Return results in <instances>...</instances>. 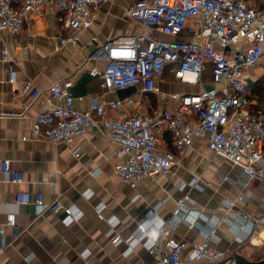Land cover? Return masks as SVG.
Returning a JSON list of instances; mask_svg holds the SVG:
<instances>
[{"label":"crops","instance_id":"obj_1","mask_svg":"<svg viewBox=\"0 0 264 264\" xmlns=\"http://www.w3.org/2000/svg\"><path fill=\"white\" fill-rule=\"evenodd\" d=\"M135 2L109 0L101 6L81 33L82 43H60L66 28L56 6L48 13L32 12L19 32L0 31V226L10 211L16 213L17 220L15 227H7L0 264L153 262L156 256L148 250L147 242L162 240L161 223L169 224L171 235L178 239L203 242L209 237L218 249L229 254L248 243L264 242V228L251 234L249 225L237 217L239 213H264V182L248 179L239 166L214 154L206 139H197L173 172L141 180L135 189L115 171L116 163L125 157L118 155L120 145L100 129L92 127L87 133L58 144L32 136L36 116L52 107L50 86L54 81H73L70 91L76 108L88 107L93 99L107 102L124 98L118 90L103 88L101 78L90 73L93 68L102 70L106 63L91 57V52L97 45L143 30L139 22L124 13V8ZM250 2L264 10V0ZM155 35L169 38L160 32ZM4 49L8 60L3 59ZM11 71L16 73L14 81ZM245 75L247 86L248 80H253L249 107L260 113L264 111V87H259L264 77L262 68L251 67ZM211 78L208 69L202 77L205 85L185 84L167 70L158 80L156 91L140 96L137 86L133 95L140 99L141 108L137 110L174 108L172 93L196 92L210 85ZM28 81L42 89L37 98L22 91ZM169 133L163 132L162 146L176 150L174 139L167 142ZM77 148L79 155L74 152ZM5 159L22 173L21 182H12L11 175L2 170ZM195 175L199 176L197 183L189 184ZM18 192L33 196L41 193L45 203L59 200L62 207L55 212L40 210L34 202L17 204ZM185 194L190 196L186 206L191 216L175 220L177 200ZM71 206L75 207V219L70 221L65 208ZM142 224H148L145 238L135 239L133 250L128 251V240L138 235ZM115 234L121 235L116 243L112 241Z\"/></svg>","mask_w":264,"mask_h":264},{"label":"built area","instance_id":"obj_2","mask_svg":"<svg viewBox=\"0 0 264 264\" xmlns=\"http://www.w3.org/2000/svg\"><path fill=\"white\" fill-rule=\"evenodd\" d=\"M107 2L0 0V31L19 32L32 12L48 13L56 6L66 28L60 43H82L81 33L92 23L95 11ZM124 13L144 28L92 50L91 57L106 62L105 69L90 70L93 76L101 78L103 88L117 91L136 85L140 88L138 95L142 96L157 90V82L167 70L182 83L205 85L202 77L208 69L212 73V88L204 86L196 92L172 93L174 108L157 106L150 111H138L140 99L129 96L107 102L93 99L81 109L74 107L70 91L73 81L59 79L50 86L52 107L36 116L32 136L58 144L83 135L92 127L100 129L120 145L118 155L125 157L116 163L115 171L135 189L141 180L173 172L199 138L206 139L214 154L239 166L248 179L264 182V111L255 113L250 109L245 75L246 69L257 66H261L264 74V10L250 0H136L124 8ZM157 32L169 38H158ZM7 52L3 50L4 60H8ZM14 80L16 73L11 71V81ZM22 91L32 98L42 93L32 81L24 83ZM131 107L136 110H128ZM164 131L172 134L176 150L162 146ZM74 152L79 155V148ZM1 164L12 182L23 180L22 173L11 167L10 160ZM198 177L195 175L189 184L195 185ZM185 186L183 183L181 188ZM188 200V194L177 200L173 219L191 216L186 206ZM30 202L40 210L56 212L62 207L59 200L45 203L41 193L34 196L29 192L16 193L15 203ZM74 208H65L70 221L75 219ZM100 217L111 222L103 214ZM237 217L249 225L251 234L264 228V213H239ZM192 223H196L195 218ZM16 224V213L8 212L6 222L0 226V250L6 247L3 239L7 227ZM139 227L138 235L128 240V251L133 250L135 239L145 238L148 224ZM159 228L162 240L147 242L155 261L141 260L138 264H213L229 255L209 237L203 242H192L172 236L169 224L161 223ZM120 239V234L112 237L115 243Z\"/></svg>","mask_w":264,"mask_h":264},{"label":"rangeland","instance_id":"obj_3","mask_svg":"<svg viewBox=\"0 0 264 264\" xmlns=\"http://www.w3.org/2000/svg\"><path fill=\"white\" fill-rule=\"evenodd\" d=\"M105 68H106V63H105V66L103 69H105ZM247 70L248 69H246L245 71H247ZM252 86H253V80H252V78H250L248 80V90ZM118 91H119V93L122 94V96H124V98H127L129 96H133L136 93L137 86L132 85V86H129L128 88L120 89ZM238 252H240L241 254H243L244 256H246L249 259H262V258H264V242H262L261 244H258V245H253L251 243H248L245 246H243Z\"/></svg>","mask_w":264,"mask_h":264},{"label":"water","instance_id":"obj_4","mask_svg":"<svg viewBox=\"0 0 264 264\" xmlns=\"http://www.w3.org/2000/svg\"><path fill=\"white\" fill-rule=\"evenodd\" d=\"M206 89H211L210 85L205 86ZM213 264H264V258L262 259H249L240 252H232L224 259L215 262Z\"/></svg>","mask_w":264,"mask_h":264},{"label":"trees","instance_id":"obj_5","mask_svg":"<svg viewBox=\"0 0 264 264\" xmlns=\"http://www.w3.org/2000/svg\"><path fill=\"white\" fill-rule=\"evenodd\" d=\"M260 86H261V88L264 87V77H263V80L260 81L259 87ZM253 112H255V111L253 110ZM168 135H169V137H167V142L170 144L173 141V136L171 133H169Z\"/></svg>","mask_w":264,"mask_h":264},{"label":"bare ground","instance_id":"obj_6","mask_svg":"<svg viewBox=\"0 0 264 264\" xmlns=\"http://www.w3.org/2000/svg\"><path fill=\"white\" fill-rule=\"evenodd\" d=\"M189 78L193 79V77H189ZM256 241H258V239Z\"/></svg>","mask_w":264,"mask_h":264}]
</instances>
